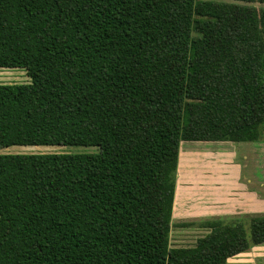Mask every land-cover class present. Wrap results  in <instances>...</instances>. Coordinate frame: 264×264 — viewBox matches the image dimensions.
Returning a JSON list of instances; mask_svg holds the SVG:
<instances>
[{"label":"trees","instance_id":"1","mask_svg":"<svg viewBox=\"0 0 264 264\" xmlns=\"http://www.w3.org/2000/svg\"><path fill=\"white\" fill-rule=\"evenodd\" d=\"M255 1L0 0V70L30 79L0 84V264H229L264 245L259 216L171 247L181 143L264 141V8L237 3Z\"/></svg>","mask_w":264,"mask_h":264},{"label":"crops","instance_id":"2","mask_svg":"<svg viewBox=\"0 0 264 264\" xmlns=\"http://www.w3.org/2000/svg\"><path fill=\"white\" fill-rule=\"evenodd\" d=\"M199 144H189L180 149L174 207L178 204V196L183 192L179 175L185 173L194 185L192 189V195L196 196L194 216H197V219L194 218V220L200 221L197 228L206 230L207 234L210 233V230L203 227L202 223L222 221L235 224L264 214V196L262 197L259 192L260 183L257 179L253 181V176L248 179L246 184L241 181L244 165L242 158L246 161L249 158L254 159L255 143L213 142L207 143L209 145ZM207 151H211V157L205 154ZM197 154L199 155L196 156ZM193 157L201 161L198 163L200 169L197 174L194 172L195 163H190ZM258 157L257 152L256 160ZM249 172L252 174V171ZM208 203L212 204L211 211L208 209ZM208 213H210L209 216ZM242 225L244 224L242 223ZM243 257L247 258L248 264H264V245L253 247L251 251L235 258Z\"/></svg>","mask_w":264,"mask_h":264},{"label":"rangeland","instance_id":"3","mask_svg":"<svg viewBox=\"0 0 264 264\" xmlns=\"http://www.w3.org/2000/svg\"><path fill=\"white\" fill-rule=\"evenodd\" d=\"M241 5L251 6L255 7L257 9L264 8V4L260 3L258 0H256L254 3H245V2H237ZM30 79L28 78L26 72L22 69H4L0 70V84H23V83H29ZM199 144V143H205V145H209L207 143H213V142H183L181 144L182 147H186L189 144ZM203 145V144H199ZM254 147H256L253 151L254 159L251 160L249 158L248 161L244 160L242 158L243 162V173H242V183L246 184L248 182V179H251V176H253L254 179H257V181L260 183L259 192L262 194L261 196H264V141L263 142H257L254 144ZM250 151V150H249ZM248 151V152H249ZM97 152V148H84V147H47V146H13L10 148H6L2 150L3 154H68V153H95ZM246 152V153H248ZM258 152V160H256V154ZM208 156L211 155V151L205 152ZM197 154L196 156H198ZM214 159V158H209ZM252 162V164H251ZM190 163H195V173H199V164L201 161H199L198 158H192ZM242 164V163H241ZM188 167V166H187ZM249 171H252V174H250ZM179 180L181 188L183 189V192L181 195L178 196V204L175 205L174 211H173V219H172V232H171V247L172 248H189L196 245L199 238L205 236L207 234V231L204 229L197 228V225L200 221H195L197 219V216L195 217V209L194 199L196 196L192 195V189L194 187L193 183L188 179L187 175L185 173H180ZM257 177V178H255ZM178 178V175H177ZM178 180V179H177ZM198 200V199H197ZM208 209L211 211L212 204L208 203ZM208 216L210 213L207 214ZM259 216H264V214H261ZM258 216V217H259ZM195 218V220H194ZM241 223L244 224L247 234H250V219L248 221H241ZM262 258V256H260ZM229 264H248L247 258H233L230 260ZM257 264V263H254Z\"/></svg>","mask_w":264,"mask_h":264}]
</instances>
